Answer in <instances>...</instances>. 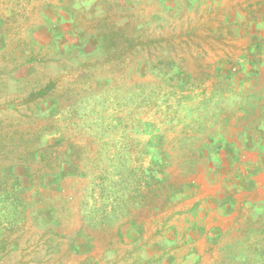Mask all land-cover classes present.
<instances>
[{"label":"rangeland","instance_id":"rangeland-1","mask_svg":"<svg viewBox=\"0 0 264 264\" xmlns=\"http://www.w3.org/2000/svg\"><path fill=\"white\" fill-rule=\"evenodd\" d=\"M0 264H264V0H0Z\"/></svg>","mask_w":264,"mask_h":264}]
</instances>
